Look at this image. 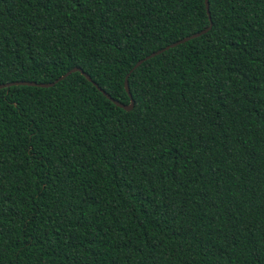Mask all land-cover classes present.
<instances>
[{
  "label": "trees",
  "instance_id": "1",
  "mask_svg": "<svg viewBox=\"0 0 264 264\" xmlns=\"http://www.w3.org/2000/svg\"><path fill=\"white\" fill-rule=\"evenodd\" d=\"M208 5L0 0V84L91 78L0 88V264H264V0Z\"/></svg>",
  "mask_w": 264,
  "mask_h": 264
},
{
  "label": "water",
  "instance_id": "2",
  "mask_svg": "<svg viewBox=\"0 0 264 264\" xmlns=\"http://www.w3.org/2000/svg\"><path fill=\"white\" fill-rule=\"evenodd\" d=\"M205 7H206V11L207 14L209 15V5H208V0H205ZM211 27V21L209 23V25L207 27H205L204 29L197 31L195 33H192L188 36H185L177 41H174L166 46H164L163 48H160L156 51L151 52L149 55L138 59L135 64L132 66V68L130 69V72L135 69L137 66H139L143 61H145L146 59L153 57L161 52H163L164 50L176 46L177 44H180L182 42H185L191 38H195L197 36H200L201 34L205 33L206 31H208ZM74 71H79L80 73H82L89 81H91V78L89 77V75H87L84 71H82L81 68L79 67H73L70 70H68L67 72H65L63 75L59 76L56 80L52 81V82H35V81H12V82H6V83H1L0 84V88L5 87V86H10V85H15V84H24V85H32V86H39V87H48V86H52L55 82H57L58 80H61L63 78H65L67 75H69L70 73L74 72ZM129 72L126 74L125 79H124V88L127 91L129 97H130V101L127 104L121 103L117 100H114L113 98L110 97V95L108 93H106L101 87H99L96 83L93 82V84L107 97L109 98L116 106L121 107L125 110H131L133 108L134 105V101L131 97V94L129 92V86H128V78Z\"/></svg>",
  "mask_w": 264,
  "mask_h": 264
},
{
  "label": "snow or ice",
  "instance_id": "3",
  "mask_svg": "<svg viewBox=\"0 0 264 264\" xmlns=\"http://www.w3.org/2000/svg\"><path fill=\"white\" fill-rule=\"evenodd\" d=\"M114 2H115V0H114Z\"/></svg>",
  "mask_w": 264,
  "mask_h": 264
}]
</instances>
